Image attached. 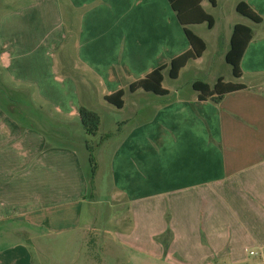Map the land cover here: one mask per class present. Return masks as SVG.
Instances as JSON below:
<instances>
[{
  "label": "crops",
  "instance_id": "crops-1",
  "mask_svg": "<svg viewBox=\"0 0 264 264\" xmlns=\"http://www.w3.org/2000/svg\"><path fill=\"white\" fill-rule=\"evenodd\" d=\"M205 1L213 25L188 26L205 42L204 52L222 45L227 63L234 25L252 30L241 76L231 69L230 80H203L245 86L219 103L200 100L192 88L200 79L193 78L172 92L165 88L162 98L129 91L131 82L189 48L167 0H0V224L17 221L48 233L80 227L90 203L89 136L78 124L85 105L100 115L90 136L97 139L93 192L102 161L113 193L135 212L169 207L173 245L187 263L218 255L232 264L249 256L264 264V0L232 3L236 10L245 2L257 23L228 15L219 23ZM203 54L193 61L201 64ZM119 89V109L127 92L134 96L131 112L100 133L105 106L98 101ZM69 127L85 138L67 143L62 130ZM32 260L22 242L0 248V264Z\"/></svg>",
  "mask_w": 264,
  "mask_h": 264
},
{
  "label": "rangeland",
  "instance_id": "rangeland-1",
  "mask_svg": "<svg viewBox=\"0 0 264 264\" xmlns=\"http://www.w3.org/2000/svg\"><path fill=\"white\" fill-rule=\"evenodd\" d=\"M207 1L204 2L205 8L214 14L219 23L224 22L223 15L249 23L247 17L234 9V0H218L219 6L215 9ZM1 8H6L5 3ZM209 39H215V36ZM221 49L222 45L209 46L203 54L202 63L190 60L177 78H170L165 70L162 86L172 92L192 78L211 82L215 76L222 75L230 80L231 66L224 62ZM146 94L154 95L151 92ZM128 95L127 92L123 109L103 100L98 101L99 105L105 106H99V112L103 116L100 133L102 129L107 130L111 120L128 116L131 112L129 105L135 99ZM78 124L81 127L80 120ZM62 131L68 135L65 140L67 143H80L85 138L80 131L71 128ZM86 139L93 144L97 141L90 136ZM82 149L81 147L80 150ZM99 168L96 189L88 196L90 203H85L82 207L80 227L48 233L44 228H33L17 221L3 222L0 224V248L22 242L28 248L34 264H189L176 252L173 245L174 233L169 207L159 206L155 212H135L123 196L113 193L109 174L102 161ZM253 259L249 256L237 264H253ZM201 264L232 263L226 257L212 255Z\"/></svg>",
  "mask_w": 264,
  "mask_h": 264
},
{
  "label": "trees",
  "instance_id": "trees-1",
  "mask_svg": "<svg viewBox=\"0 0 264 264\" xmlns=\"http://www.w3.org/2000/svg\"><path fill=\"white\" fill-rule=\"evenodd\" d=\"M208 1L213 6L215 5V0ZM167 2L183 27L189 48L185 52L173 57L167 65L159 66L145 76L131 82L128 86L130 92L142 90L156 95L167 94V90L162 86L163 71L167 69L170 78H177L179 71L187 62L201 57L206 48L203 39L188 28L192 24L206 23L209 27L213 25V17L203 9L201 5L202 0H167ZM236 11L253 22L257 23L260 21V17L243 1L237 3ZM251 38L252 30L249 26L241 23L234 25L230 38V46L225 54V60L231 66L232 75L235 78L241 76L240 60ZM192 88L197 92L200 100H211L214 103H219L225 94L243 89L245 86L242 83L225 81L223 77H219L213 85H209L203 80H195L192 83ZM123 95V90L119 89L105 95L104 100L117 108H121L123 105ZM78 116L84 133L87 136L95 135L100 125L99 113L85 105H80ZM18 118L22 123L26 124L25 119H23L24 117ZM110 135V133H106L101 136L100 140H105ZM85 147L88 151V168L85 170V179L87 183V195L91 196L96 173L95 145L86 139Z\"/></svg>",
  "mask_w": 264,
  "mask_h": 264
},
{
  "label": "built area",
  "instance_id": "built-area-1",
  "mask_svg": "<svg viewBox=\"0 0 264 264\" xmlns=\"http://www.w3.org/2000/svg\"><path fill=\"white\" fill-rule=\"evenodd\" d=\"M249 254H250V255H256L257 253H256L255 251H252V250H251V251L249 252ZM255 264H258V263L256 262Z\"/></svg>",
  "mask_w": 264,
  "mask_h": 264
}]
</instances>
